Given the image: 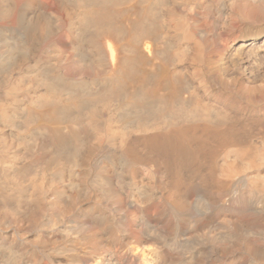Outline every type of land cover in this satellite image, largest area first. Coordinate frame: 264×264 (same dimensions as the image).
I'll return each mask as SVG.
<instances>
[{"label":"bare ground","instance_id":"1","mask_svg":"<svg viewBox=\"0 0 264 264\" xmlns=\"http://www.w3.org/2000/svg\"><path fill=\"white\" fill-rule=\"evenodd\" d=\"M0 264H264V0H0Z\"/></svg>","mask_w":264,"mask_h":264},{"label":"rangeland","instance_id":"2","mask_svg":"<svg viewBox=\"0 0 264 264\" xmlns=\"http://www.w3.org/2000/svg\"><path fill=\"white\" fill-rule=\"evenodd\" d=\"M215 42L216 43H218V36L216 35L215 36ZM40 52V53H39ZM38 55H42L43 54V52H42V49H39L38 50ZM65 63H67V61L66 62H64L63 64H65ZM66 65V64H65ZM65 65H63V67L65 66ZM226 213V212H225ZM227 214H228V212H227ZM223 238L221 239V238H219L218 237V235L215 237H213V236H211V237H209V239H207V240H205V241H200V242H198L199 243V245L200 246H202V245H204L205 247H207V248H209V246H211L210 248H212V247H217V246H219L222 242H223ZM210 241V242H209ZM219 241V242H218ZM209 243H211V245L209 244ZM218 243H219V245H218Z\"/></svg>","mask_w":264,"mask_h":264}]
</instances>
